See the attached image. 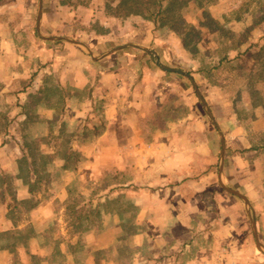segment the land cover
<instances>
[{
    "label": "rangeland",
    "instance_id": "1",
    "mask_svg": "<svg viewBox=\"0 0 264 264\" xmlns=\"http://www.w3.org/2000/svg\"><path fill=\"white\" fill-rule=\"evenodd\" d=\"M43 1L47 20L43 28L40 27L41 34L66 37L64 34L69 33L77 37V41L96 44L91 42L89 32L102 33L99 25L89 22L91 12L96 20L112 16L115 27L119 28L118 33L126 39L129 37L128 43H136L132 41L134 35L150 32L152 41L146 46L158 54L160 63L191 75L216 122L222 126L228 153L234 151V147L242 149L241 163L246 169L253 170L252 184L237 186V189L224 183L250 199L252 214L259 212V240L264 245V0H163L159 14L151 0H139L142 15H127L129 8L134 6L130 0ZM36 8L37 0H0V67L4 64L3 71H0V164L4 167L3 171L0 169V207L4 212L7 205V217L17 225H24L30 220L28 213L34 205L50 204L54 215L50 219L47 237L51 241L49 251L55 263H62L63 259L66 262L58 245V240L66 238V252L73 255V264H139L140 258L152 261L146 264H156L155 258L160 254L156 252L155 242H160L158 236L162 234L153 231L152 227L143 234H137L136 229H143L149 223L153 226L158 218L152 213L140 224L137 208L132 202L133 192L139 186L123 185L129 179L135 180L137 173L133 169L102 167L100 162L109 160L105 153L79 151L83 147L90 149L95 140L92 133H97L100 125L96 123L91 130L88 122L85 121V125L81 122L82 117L74 119L67 114L60 118L59 105H56L52 118L37 126L36 120H24L20 113L29 112L27 105L23 110L16 108L17 91L1 92L5 88L2 83L6 82L3 73L17 68L13 48L6 44L13 41L24 49L30 43L24 35L37 38ZM59 8H63V13L59 14ZM146 8L150 9L147 11ZM57 14L70 24L67 31L50 27L49 19L56 24ZM151 14L155 15L149 17ZM81 22L85 24L81 25ZM56 42L46 44L53 46L65 41ZM106 50L97 47L92 52L97 56ZM134 50L144 59L141 65L152 66L162 74V80L179 82L177 87L172 86L173 91L177 90L173 94L178 96V116L184 113L186 116V112L191 111L186 106V99L189 102L194 99L193 117L187 126L178 127L191 130L185 143L192 141L200 147L206 144L208 132L217 139L188 79L179 74L165 75L152 58ZM26 83L21 82L20 88ZM166 115L165 111L158 109V119L149 121L148 127L163 129ZM218 147L217 143L209 171L203 165L210 159L195 151L194 162L199 167L193 170V176L199 179L208 177L213 188L217 189H206L205 193L211 194H205L208 207L232 209L230 201L221 200L217 204L212 196L224 192L216 182ZM92 162L98 165L93 168ZM64 165L67 166L65 170L62 169ZM15 175L23 178L33 191L31 199L16 200ZM149 189L154 196L158 193L155 187ZM230 200L239 209L243 208L237 198ZM151 203L153 209L155 202ZM233 221L237 223L239 220ZM247 233L244 234L239 227L234 228L232 245L221 248L222 264H264V254L256 249L251 233ZM28 234L30 231L25 227L23 235L0 236V241L5 245L22 244ZM29 263L39 264V259H29Z\"/></svg>",
    "mask_w": 264,
    "mask_h": 264
},
{
    "label": "crops",
    "instance_id": "2",
    "mask_svg": "<svg viewBox=\"0 0 264 264\" xmlns=\"http://www.w3.org/2000/svg\"><path fill=\"white\" fill-rule=\"evenodd\" d=\"M59 11L61 14L64 10L59 8ZM91 13L89 22L99 25L102 33L99 35L94 31L89 32L91 42L96 43H85L91 50L97 47L110 50L116 47V44L129 42V37L126 39L118 33L119 28L115 27L114 17L108 16L96 20V16ZM60 17L58 15L55 18L56 24H52L49 19V25L56 30L67 31L70 24H66ZM46 18L43 1L41 28ZM81 23V25L85 24ZM64 35L77 39L69 33ZM24 36L30 41L27 48L23 49L13 41L6 44L13 48L17 68L9 73L5 70L3 73L2 77L6 75V78L4 77L6 82L2 83L5 87L1 89L2 94L7 91H17L16 108L23 110L27 105L29 112L20 113L24 120H36L37 126L45 124L52 118L56 105H59L60 118L67 114L74 119L82 117L81 122L84 125L88 122V129L91 130L96 127V123L100 125L98 132L92 133V137L95 138L94 144H91L93 148L90 146L88 150L83 147L79 151L105 153L109 160L105 163L100 162L102 167L118 170L133 169L137 173L135 180L129 179L123 185L139 186L137 191L133 192L132 202L137 208V220L140 224L143 218L152 213L158 218L153 226L149 223L143 229H136L137 234H143L151 231L152 227L153 231L162 234L158 236L160 242H155L156 252L160 254L155 258L156 264H222L221 248L232 245L236 227L241 228L244 234L249 231L254 240L243 203V208L239 209L236 203L230 200L236 197L225 191L222 194L213 193V200L217 204L221 200H228L233 206L232 209L225 207L211 209L206 202L205 194L208 193L205 191L217 189L213 188V183L208 177L199 179L193 176V170L199 167L194 162L195 151L210 159L203 165V168L209 171L213 164L211 155L217 143L219 144L217 156H219L220 141L218 135L217 140L211 132H208L206 144L200 147L199 145L196 147L192 141L190 144L185 143V140L190 138L191 130L178 127L187 126L188 120L193 117L194 99L190 102L186 99V106L190 107L191 111L186 112V116L185 113L178 116V96L173 94L177 90L173 91L172 86L177 87L179 82L162 80L160 77L162 74L157 73L152 66L141 65L144 59L134 48L122 49L94 62L80 48L72 44L62 42L64 44L58 43L52 46L46 43L53 41H43L38 35L37 38L31 34ZM133 39L132 41L137 44L147 47L152 41V34L150 32L136 34ZM155 54L158 56L157 53ZM146 57L151 58L148 54ZM3 68L4 64L0 67V71H3ZM167 74L171 73L165 72V75ZM23 81L27 83L20 88V83ZM158 109L167 114L163 129L148 127L149 121L154 122L158 119ZM86 111L87 116L83 118V113ZM214 120L216 121L215 117ZM42 121L43 123H39ZM218 127L225 139L223 182L237 189V186L252 184L253 170L246 169L241 163L242 149L238 150L234 147L235 152L229 154L226 135L220 124ZM32 128L35 126L33 125ZM181 141L182 145H179ZM119 154H122V157ZM94 164L92 162L91 167L98 165V163ZM1 165L0 169L3 171L4 167ZM62 167L64 170L67 168L65 165ZM4 175H7L5 171ZM13 178L14 185L17 186L16 200L31 199L33 191L26 185L24 179L16 175ZM150 187L157 188L158 193L155 196L150 194ZM151 201L155 202L153 209ZM6 206L4 212L0 207V236H21L25 227L30 234L24 236L22 244L5 245L0 241V264H30L29 259L33 258L39 259V264L74 263L73 255L66 252L68 245L66 238L58 240L60 253L65 256L66 262L63 259L62 263L58 261L55 263L52 259L49 251L51 241L47 233L50 230V219L54 215V210L50 208L49 203L34 205L28 213L30 220L24 225H17L16 221L7 217ZM258 213L252 214L250 211L260 238ZM262 218L264 219V214ZM234 219L239 221L236 223ZM147 262L152 261L142 258L138 261L139 264Z\"/></svg>",
    "mask_w": 264,
    "mask_h": 264
},
{
    "label": "water",
    "instance_id": "3",
    "mask_svg": "<svg viewBox=\"0 0 264 264\" xmlns=\"http://www.w3.org/2000/svg\"><path fill=\"white\" fill-rule=\"evenodd\" d=\"M42 9H43V0H37L35 31H36V34L38 35V37L43 41H65L69 44H72V45L80 48L94 62L99 61V60H101V59H103V58H105V57H107V56H109V55H111L117 51H120L122 49H127V48L138 49V50H141V51L145 52L146 54H148L154 60L156 66L160 70H162L164 72H168V73L179 74V75H182L188 79L189 84L194 91L195 97H196L197 101L199 102L203 113L205 114L206 118L209 120V122L212 124L213 128L217 132V135H218V138L220 141V150H219L218 163H217V183H218V186L221 188V190L227 192L228 194H230V195H232V196H234V197H236L242 201V203L244 205V210L246 212L247 217L249 218V222L251 225V231H252V234L254 237L255 247L260 253L264 254V245L258 238L256 228L254 225V221L252 220V218L250 216L249 201L247 200V198L244 195H242L238 191L228 187L222 180V166H223V162H224V150H225L224 135L221 132V130L219 129L216 121L214 120V117H213L207 103L205 102L200 89L198 88L197 84L194 82L191 75H189L188 73L183 72L181 70H176V69H172V68H168V67L163 66L160 63L158 56L155 54V52H153L152 50L148 49L147 47H145L144 45H141V44H137V43L122 44V45L114 47V48H112V49H110V50H108V51H106L100 55L95 56L93 54L92 50L85 43H83L81 41L73 40V39L68 38V37L45 36V35L41 34V32H40Z\"/></svg>",
    "mask_w": 264,
    "mask_h": 264
},
{
    "label": "trees",
    "instance_id": "4",
    "mask_svg": "<svg viewBox=\"0 0 264 264\" xmlns=\"http://www.w3.org/2000/svg\"><path fill=\"white\" fill-rule=\"evenodd\" d=\"M134 6H132L131 8H129V11L127 12V15H142V12L140 9V3H139V0H130ZM152 1V6L154 8H157V14H159V11L161 10V2L163 0H151ZM127 3V1H125V4ZM150 9V8H149ZM148 8H146V10L148 11L149 10ZM155 14H151V16L149 17H152L154 16ZM153 23L155 24V20H153Z\"/></svg>",
    "mask_w": 264,
    "mask_h": 264
}]
</instances>
